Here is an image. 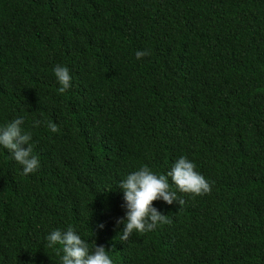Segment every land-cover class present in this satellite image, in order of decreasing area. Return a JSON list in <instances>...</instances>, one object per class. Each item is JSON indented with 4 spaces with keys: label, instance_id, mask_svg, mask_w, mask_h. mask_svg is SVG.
Here are the masks:
<instances>
[{
    "label": "trees",
    "instance_id": "trees-1",
    "mask_svg": "<svg viewBox=\"0 0 264 264\" xmlns=\"http://www.w3.org/2000/svg\"><path fill=\"white\" fill-rule=\"evenodd\" d=\"M18 118L40 168L0 146V264H62L69 227L113 264H264V0H0V128ZM181 156L211 193L168 177L183 206L122 241L120 182Z\"/></svg>",
    "mask_w": 264,
    "mask_h": 264
},
{
    "label": "clouds",
    "instance_id": "clouds-1",
    "mask_svg": "<svg viewBox=\"0 0 264 264\" xmlns=\"http://www.w3.org/2000/svg\"><path fill=\"white\" fill-rule=\"evenodd\" d=\"M150 54V51L138 50L135 55L139 60ZM54 73L61 85L58 93L63 94L71 87L72 78L69 69L57 65ZM23 123V118H18L0 128V146L9 150L15 161L23 166L24 175H28L38 171L40 160L37 155L33 154L30 143L31 132L22 131ZM39 124L38 120L34 122V126H39ZM48 127L52 132L59 131L55 123L48 122ZM168 177H171L180 192L192 196H203L212 191L210 182L196 170L195 163L187 157L181 156L167 175H157L147 165H144L138 171L129 174L119 184L124 193V207L127 209L126 219L117 220L118 225L125 224L122 230L123 235L120 237L122 241H127L134 231L144 234L154 230L160 224L170 222L167 215L153 206L154 201L163 200L168 205L177 202L180 207L183 206L185 200L179 198L177 192L171 189ZM47 240L49 248L57 244L62 245V264H113L104 246L96 245L94 251L90 252L88 243L72 227L65 232L59 229L52 231L47 236Z\"/></svg>",
    "mask_w": 264,
    "mask_h": 264
}]
</instances>
